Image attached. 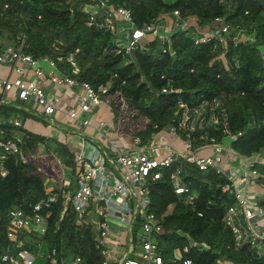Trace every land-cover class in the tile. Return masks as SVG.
I'll return each mask as SVG.
<instances>
[{
    "label": "trees",
    "instance_id": "16d2710c",
    "mask_svg": "<svg viewBox=\"0 0 264 264\" xmlns=\"http://www.w3.org/2000/svg\"><path fill=\"white\" fill-rule=\"evenodd\" d=\"M115 6L128 9L136 27L154 22L161 14L178 10L182 19L194 24L178 28L169 37L172 51L163 52L157 38L141 40L130 53H116V34L86 24L91 11L90 0H0V46L18 45L33 57L52 58L62 74L89 83L94 89L110 84L109 91H118L135 108L136 116L145 117V128L138 132L150 140L167 124H177L181 108L179 101L189 105L199 93L217 96L225 101L232 131H244L231 148L240 155H251L264 149V0H109ZM216 17L228 25L226 47L217 39L195 44L197 28L205 31ZM241 30L252 40H232ZM224 55L222 56V54ZM74 62V66L68 60ZM179 89L163 93L162 88ZM18 114L22 123L34 115L21 103L0 104V140L18 141L25 153L39 145L45 153L61 158L71 154L65 143L55 136L47 138L14 126L9 119ZM43 121V120H42ZM44 122V121H43ZM45 123V122H44ZM157 128L154 129L153 125ZM183 137V131L177 132ZM205 134L220 139L214 128L202 127L192 134L195 146L204 143ZM180 167V181L187 188L174 192L170 179ZM264 172V166H258ZM5 170V174H2ZM223 175L214 170L201 171L194 164L181 160L162 170V176L151 184L150 205L161 221L164 232L158 236V250L164 264L174 249L189 246L186 257L192 264H221L224 256L233 261L245 260L249 254L243 248L234 250L232 236L222 222L223 215L234 198L222 192ZM44 177L32 163H22L17 155L5 154L0 148V252L19 248L29 250L41 259L39 264H65L78 255L81 264H100L103 257L94 247V230L90 224H77L74 211L60 217L59 203L50 206L44 234L22 230L13 241L5 235L7 213L15 206L29 211L44 197ZM193 195L191 202L187 201ZM205 246L202 250L190 242ZM21 245L17 246L18 243ZM54 250V254H51ZM248 255V256H247ZM247 264H264V259Z\"/></svg>",
    "mask_w": 264,
    "mask_h": 264
},
{
    "label": "built area",
    "instance_id": "2783aa9c",
    "mask_svg": "<svg viewBox=\"0 0 264 264\" xmlns=\"http://www.w3.org/2000/svg\"><path fill=\"white\" fill-rule=\"evenodd\" d=\"M90 3L96 11H91L86 24L114 32L118 43L116 53L130 54L141 39L159 35L157 22L164 14L150 24L136 27L128 9L115 7L109 0H90ZM169 14L178 28L190 24L176 9ZM190 20L196 18L192 16ZM196 29L195 44L217 39L226 47L230 30L222 17H216L205 31ZM161 35V44H167L162 51L172 53L169 46L171 34ZM246 39L252 40L241 30L232 38L234 42ZM23 46V40L18 45L0 46V104L23 103L43 119L48 128L57 129L63 136L76 135L78 140L71 154L64 158L53 153L40 154L36 150L25 153L19 147L18 139L0 140V148L5 154L17 155L22 163L34 164L45 183L44 197L29 211L20 206L9 209L5 228L8 240L13 241L22 230L44 234L50 206L59 203L60 217L69 210L74 211L77 224L92 226L94 247L103 257L100 264H108L112 259L106 243L114 232V226L124 229L129 239L128 256L119 258L116 264H164L158 250V236L164 230L150 205V187L161 178L162 170L177 166L183 160L201 171L210 169L223 175L226 181L221 190L234 198L222 222L231 233L230 246L234 250L243 248L249 256L240 261L224 256L218 262L247 264L255 259H264V172L258 169V166H264V149L246 156L231 148L244 131L235 132L229 128L224 100L199 93L193 105L179 101L181 113L177 124H167L145 141L138 134L145 127L128 133L119 131L125 114L135 118L139 116L118 91H109L110 84L94 89L85 81L60 73L52 58L33 57L23 50ZM260 53L264 58V46H261ZM68 60L75 65L71 58ZM161 92L177 93L179 89L167 86ZM101 108L107 110L111 123L103 117L97 118ZM8 121L14 126H22L16 113ZM60 125L64 128L59 129ZM204 126L218 131L220 139L201 134L199 138L204 139V143L195 146L192 134ZM87 127L93 132L88 133ZM153 128L156 129L157 125L154 124ZM178 130L183 131V137L177 133ZM175 140L180 141L182 148L174 146ZM204 150H209V153H202ZM180 171V167H176L170 174L176 194L187 191L180 181ZM5 173L2 170V174ZM52 175L58 178L56 184H50L49 176ZM192 199L193 195H189L187 201ZM190 243L200 250L205 247L193 241ZM188 250L187 245L174 249L170 261L192 264L191 259L185 256ZM81 262L80 256L76 255L67 264ZM0 264H35V256L25 248L15 252L5 249L0 252Z\"/></svg>",
    "mask_w": 264,
    "mask_h": 264
},
{
    "label": "crops",
    "instance_id": "0c3cea01",
    "mask_svg": "<svg viewBox=\"0 0 264 264\" xmlns=\"http://www.w3.org/2000/svg\"><path fill=\"white\" fill-rule=\"evenodd\" d=\"M86 10L96 11V9L92 5H87ZM194 22L195 20H190L189 23L195 25ZM157 26H158L159 35L157 36L149 35L146 38L141 39V40L148 42L152 39L157 38V40L161 43L162 42L161 34L170 35L178 29V26L175 23L174 18L170 14L162 15L158 19ZM1 70L3 71V69ZM97 116H98L97 118L103 117L105 120H107L108 123H111V119L106 109L104 108L99 109ZM42 120H37V119H34L33 117H28L24 121H22V127L30 132L45 136L47 138H50L51 136H55L56 140L68 145V147L70 148V151H72L73 148H75L76 142L78 140L77 139L78 137L76 135L63 136L62 134L59 133V131H57V129L48 128L44 123L45 121L43 120L44 121L43 122ZM26 124H28L29 126H27ZM61 128L63 129L64 125H60L59 129ZM86 131L88 133L93 132L92 128L90 127H87ZM57 132H58V135H57ZM173 144L177 148H182V145L179 140H175ZM36 151L41 152L40 154L45 153L42 145H39ZM202 153H209V150H204L202 151ZM113 230L114 232L112 236L107 239V243H106L107 248L111 251V254H112V259L110 260V262H108V264H116V260H118L119 258L123 256H128L127 254L128 244H129L128 233L125 232L124 229L122 230L121 228H118L115 226ZM67 263L68 262H66L65 264Z\"/></svg>",
    "mask_w": 264,
    "mask_h": 264
},
{
    "label": "rangeland",
    "instance_id": "374dc122",
    "mask_svg": "<svg viewBox=\"0 0 264 264\" xmlns=\"http://www.w3.org/2000/svg\"><path fill=\"white\" fill-rule=\"evenodd\" d=\"M168 1H171V0H168ZM146 122H147L146 119L141 116L135 118L134 116L130 117L128 114H125L124 122L119 126L118 129L119 131H123L126 133H128L130 130L138 131L145 127ZM26 125L29 126L28 124ZM49 179H50V184H56L58 178L55 175H52V176H49ZM40 261L41 259L36 257L35 264H39Z\"/></svg>",
    "mask_w": 264,
    "mask_h": 264
}]
</instances>
